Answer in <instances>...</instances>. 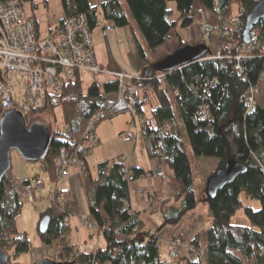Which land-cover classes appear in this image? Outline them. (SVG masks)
I'll return each instance as SVG.
<instances>
[{
    "label": "trees",
    "instance_id": "trees-1",
    "mask_svg": "<svg viewBox=\"0 0 264 264\" xmlns=\"http://www.w3.org/2000/svg\"><path fill=\"white\" fill-rule=\"evenodd\" d=\"M28 1H31V12L27 8ZM258 1L106 0L100 6H92L89 0H62L65 17L57 24H48L44 31L42 17L38 16L40 2L21 1L25 4L27 18L34 24L37 39H42L52 31V27L64 23L69 18L84 16L91 35L94 59L102 67L104 66L96 58L92 36V32L98 27L103 25L104 36H107L115 29L127 28L134 24L146 41L143 43L136 35L133 37L137 54L145 63V67L138 76H131L127 81L128 88H136L141 100L145 99L146 102L140 100L138 106L130 109L127 94L123 98L118 97L121 88L116 77L102 74L110 79L99 83V77L93 78L88 71L94 82L87 92H84L81 70H75L57 92L50 89L44 91L42 108L30 107L26 118L28 124L38 123L31 122L36 116L46 115L47 119L48 115L51 118L47 119L49 126H45L52 133L53 140L43 163L51 176L54 188L58 187L55 168L61 151L65 149L69 156L77 153L92 118L97 113H103L101 121L111 120L130 111L133 118L137 116L141 120L139 137L146 153L150 159H159L163 166L172 171L171 184L177 193L176 198L184 196L180 207H171L164 211L162 226L157 230L147 231L143 220L131 210V183L126 177L124 160L116 158L113 161H103L97 165L96 176H92L87 158L98 145V141H87L77 158L86 174V194L94 219V226L89 230H95L92 238H99L89 251L72 247L68 241V216L61 210L59 202H53L41 213L37 232L44 246L60 250L58 262L264 264V102L261 103L259 94L254 97L253 108H250L247 102L251 88H264V57H259L264 48V22L257 26L258 43L252 50L251 57L242 63L244 71L236 69L238 63L233 59L246 45L243 42L246 18ZM44 3L47 7L48 0H44ZM171 3L174 6L170 5ZM233 4L239 7L236 15L233 14ZM125 5L128 6L133 20ZM200 8L211 11L219 21L224 20L228 24V34L221 37V45L230 44L232 48L223 49L222 57L217 59V51L212 50L204 41L209 52L203 60L169 73L147 74L156 63L149 62L147 53H156L178 25L188 28L194 24L197 10ZM175 10L179 14L178 20L174 19ZM233 18L239 20L238 25L232 23ZM109 27L111 30L108 31ZM188 45L191 43L180 39L177 49ZM151 96L156 98L157 105L151 109V116L146 118L144 105L151 104ZM57 108L62 110L64 125V128L58 131L55 115ZM7 111L0 102V121ZM151 120L154 122L152 125ZM100 122L94 126L97 140L96 129ZM185 137L195 157L217 160L216 170L207 178L205 187H199V191L195 185ZM231 159L244 163L247 172L210 198L206 193L208 180ZM129 172L134 180L148 174L141 168H132ZM10 173L11 171L0 185V214L3 218L0 224V246L8 254L9 263L13 264L12 257H19L31 251V242L28 233L17 228L16 220L21 214L23 203ZM45 184L44 181L43 188ZM67 187L62 182L58 189ZM242 195L249 201L259 202L260 208L254 209L244 204ZM198 205H205L209 212V224L205 231L195 235H190L187 231L177 233L178 227L184 221L193 220V213ZM239 211H243L249 225L232 222ZM47 216L50 218V225L47 231L42 233L40 222ZM165 230L170 232L171 245L169 251L163 254L161 234ZM182 239L189 246L186 250L187 256L180 258L178 254L172 257L175 244ZM178 247L182 246H176L177 253ZM10 250H14L13 255H9Z\"/></svg>",
    "mask_w": 264,
    "mask_h": 264
},
{
    "label": "built area",
    "instance_id": "built-area-1",
    "mask_svg": "<svg viewBox=\"0 0 264 264\" xmlns=\"http://www.w3.org/2000/svg\"><path fill=\"white\" fill-rule=\"evenodd\" d=\"M22 0H0V69L3 72V79L0 81V102L5 110L25 111V115L31 106L42 108L43 96L46 89L57 92L58 88L70 79L75 70L88 71L93 78H97L102 74L110 77H116L120 82L121 91L119 98H123L127 94L130 100V109L138 106L141 98L136 88H128L127 81L131 76L124 71H111L96 63L92 53L91 35L85 23V17H72L65 20L64 23L52 27V31L37 39L34 34V24L27 18L25 4ZM204 13L203 9H198L196 21H200ZM61 22V21H60ZM220 25L210 28L203 25L205 36L211 37V33L219 31L221 37L227 36L228 24L224 20L220 21ZM239 20L233 18L232 23L238 25ZM111 30V28H107ZM251 44L243 46L241 49L246 52H252L258 43V31L252 30ZM232 48L230 44L222 46ZM218 50V57H222L221 51ZM236 56L237 70L244 71L242 67L243 56ZM264 57V48L262 55ZM259 88V87H258ZM258 93H250L248 98V106H255L254 97ZM146 102V100H141ZM104 117L103 113H97L89 123L86 135L80 143L77 153L70 156L65 149L61 151L59 159L56 161V177L58 179V187L60 184L70 179V170L72 168H81V161L77 158L78 153L83 151L87 141L97 142V136L94 133V126ZM136 117V116H135ZM154 122L151 120L150 124ZM125 140L139 143V136L131 131L126 132ZM73 156V157H71ZM76 157V158H75ZM82 171V170H81ZM126 177L130 183L134 182V178L127 169H125ZM44 181L40 177L32 178L22 182L18 188L19 197H28L30 194L37 196L38 192L43 188ZM56 189L52 202H59L61 206H65V198L70 194V187ZM26 203L33 202L27 198ZM81 227L91 229L94 226L92 216H86L80 219ZM69 222V218H68ZM177 244L172 252V257H176Z\"/></svg>",
    "mask_w": 264,
    "mask_h": 264
},
{
    "label": "crops",
    "instance_id": "crops-1",
    "mask_svg": "<svg viewBox=\"0 0 264 264\" xmlns=\"http://www.w3.org/2000/svg\"><path fill=\"white\" fill-rule=\"evenodd\" d=\"M105 1L106 0H89L92 6H100ZM120 1L123 2L124 0H120ZM52 4H53V0H52ZM48 6L50 7L49 0H48ZM206 12L208 13L207 16L212 15V17L214 18V15L212 14L211 11L209 10L204 11V13ZM63 15L59 14L56 17L53 16L52 18H50L49 16L48 24L52 25L59 23L65 17ZM174 19L175 20L179 19V14L176 12V10L174 12ZM134 35H136V37L139 39L140 37L139 32L135 28L134 24H132L130 27L127 28L115 29L114 31H111L107 36H104L103 25L95 29L92 32V36H93L97 61L108 69L116 70V71H124L130 76H138L145 67V63L141 61V59L137 54L135 41L133 38ZM201 38H202L201 30L198 22H194V24H192L188 28H182L180 25H178L172 31L170 38L166 41V43L163 46L157 49L156 53L153 52L151 54L147 53L149 62H154L157 60L158 56L166 54V52L170 50L176 49L179 45L180 39H182L185 42H189L193 44L194 43L193 41H198ZM209 40L212 45L211 49L216 51L218 44H220L219 34L217 36L210 37ZM106 78L107 79L105 81L110 79L109 77ZM132 124L133 127H131V129L120 133L123 134L121 135L122 136L121 139L124 142L134 143L133 141L125 140V135H124L125 132L131 131L135 134H138V136H140L139 132L142 123L139 120L134 122V118L132 117ZM98 128L99 125L96 129V133L98 135V145H99L101 143V138L103 137V132H100L101 133L100 134ZM140 138L141 137H139V140ZM137 145H139V148L137 147ZM92 153L93 151L91 152V154ZM132 154L133 157L131 158H125L124 154L121 155L120 157L124 160L126 164L125 169L129 171V169L131 170L132 168H141L144 171H146L148 174L138 180H135L130 185L131 210L133 213H135L138 217H140L143 220L147 231L157 230L163 224L164 211L171 207L174 208L180 207L181 201L184 198V196H182L180 199L176 198L177 193L175 192L171 184L172 171L168 167L163 166L159 159L157 158L150 159L141 141H139L138 144L134 145V150ZM137 156H139V158H137ZM88 158H87V163H88ZM30 169L25 168L24 171H20V173L18 174L10 173L11 179L14 185L17 187L19 183L25 182L29 179H32L33 177L42 178L46 182V184H45V188H42L38 192L37 198L38 201H40L39 204H42L44 208H46L47 206L51 205L53 195L56 191L51 176L46 170L45 166H42V169L46 172L44 176L45 178L42 177L39 173H36V168L34 166L33 168ZM88 169L90 170L89 163H88ZM81 170L82 169H80L79 167L71 169L70 179L64 182L65 186L71 188L70 194H68L67 198H65V206L69 208L68 213H70L68 216L69 217L68 241L70 242V245L72 247H77L81 249V251H89L90 249H92L94 245L93 242H95V238L91 237L92 233L94 232L93 230H89L88 228L81 227L80 225L81 218L85 216H91L90 202L86 194V186H85L86 174L84 173V171ZM86 205H87V211L84 208ZM202 210L205 211L204 214L206 215L202 216V214H200V210L198 212L197 209L195 213H193L194 216L193 220L189 219L187 221H184L182 225L178 227L176 232L180 233L187 231V233L190 235L197 234L198 232L194 230V225H197V223L201 221V219L202 220L204 219L203 221H205V229H206V227L209 224V216L207 215L209 214V212L205 205H202ZM206 216L208 217L206 218ZM19 217L20 216H18L16 220L17 228L19 231L27 232L30 239L31 233L29 232V230H26V228L24 229L23 227L19 226ZM37 228L35 232H37ZM84 229L86 231L83 234L82 230L84 231ZM161 236H162L161 238H163L162 243L168 244L170 246L171 245L170 232L165 230L162 232ZM39 242H41V240ZM43 248L44 250L42 253H44L46 250L47 252L54 250L52 248H47L44 245ZM185 251L186 250L183 251L181 258L187 256L188 253L187 251L186 252ZM35 260L36 259L34 258L32 262L34 263Z\"/></svg>",
    "mask_w": 264,
    "mask_h": 264
},
{
    "label": "rangeland",
    "instance_id": "rangeland-1",
    "mask_svg": "<svg viewBox=\"0 0 264 264\" xmlns=\"http://www.w3.org/2000/svg\"><path fill=\"white\" fill-rule=\"evenodd\" d=\"M37 1L40 2L38 16L40 18L42 17L41 23H42V30L44 31L45 28H47V26H48V17L49 16H50V18H52L53 16L56 17L59 14H62V15L64 14V10L62 7V0H53V4H52V0H49L50 1V7L49 6L46 7L44 0H37ZM171 4L174 6L173 3H171ZM232 7H233V14L236 15L238 13L239 7L237 4H233ZM27 8L31 12V10H32L31 1L27 2ZM125 9H126L127 13L129 14V16L131 17V19L133 20L132 14L130 13L127 5H125ZM207 14H208L207 12L203 13L201 20L200 21L198 20L202 38L198 41H193L194 42L193 45L204 44V40L206 39V36H205L206 34L202 30L203 25L207 24L208 27L212 28V26L216 27V26H219L221 23L216 17L213 18L212 15L207 16ZM52 25H54V24H52ZM254 30H258V27H256ZM138 32H139V36H140L139 37L140 41L145 43L146 41H145V39H143L144 37H143L141 31H138ZM218 34L220 36V44H218L216 51L223 49V47L221 45V34L219 31H215L213 33V35L211 33V37L217 36ZM205 42L208 46H210V47L212 46L209 39H206ZM177 50L178 49L176 48V49H173V50L166 52V54L158 56L156 62L163 60L164 58L168 57L170 55V53H174ZM251 54H252V52H246V51L241 50V53L239 55L244 57L242 59V62H243L245 59L250 58ZM216 58L219 59L218 55H216ZM111 71H116V70H111ZM81 76H82V82H83L82 83L83 84V90H84V92H87V90L92 85L94 80L92 77H90L89 73L87 71H84V70H81ZM2 79H3V72L0 69V81H2ZM106 79L107 78L102 75L101 77L99 76V79H97V81L99 83H103V81H105ZM258 94H259L258 98L260 99V101H262L261 103H263L264 102V88L263 87L260 89ZM151 99H152L151 104L144 105V112H145L146 118H149L151 116V109L157 105L156 98L154 99V97L151 96ZM175 109L177 112L176 103H175ZM8 111H12V110H8ZM15 112H19V111H15ZM19 113H21L25 117V119L27 118L28 113L25 115V111H20ZM55 115H56L57 131L59 129L62 130L64 128V125H63L61 108L56 109ZM47 119L48 120L51 119L50 116L47 115ZM47 119H46V115L36 116V117H33L31 122L34 121V122H38V123L44 124L46 126H49ZM138 120L141 122V120L139 118H137V116H136V118H134V122L138 121ZM131 127H133V124H132V114L130 111L126 112L124 114H121V115L115 117L114 119L103 120L100 122L98 131H99V133L103 132V137L101 138V143L99 145L95 146L93 153L88 158L90 172L94 177L96 176V173H97V165L99 163H101V161H108V160L113 161L116 158H120L121 155H123V154H124L125 158L133 157L132 153L134 150V145H136V144L124 142L121 139L122 136L120 134L123 131L131 129ZM185 142H186V146H187V152L189 155V159H190V162H191V165L193 168L195 185L199 191V189H200L199 187L202 186L201 188L203 189L205 187V184H206V181H207V178L209 177V175L211 173H213L214 170H216L217 160L215 158H209V159L202 158V159H200V158L195 157L192 150L190 149L189 141L186 137H185ZM137 147L139 148V145H137ZM137 158H139V156H137ZM26 166H28V167H26ZM33 166L36 168V173H39L42 177L45 176L46 172L42 169V166H44L43 162H28V161H25L24 159H22L16 151H14L12 153L11 173H13V174L17 173L18 174V173H20V171H24L25 168L30 169V168H33ZM21 184L22 183H19L17 187L19 188ZM18 188H17V190H18ZM27 198H30V200L33 202L26 203L27 201H29V200H27ZM242 200H243L244 204H246L249 207H253L254 209L260 208L259 202L249 201L245 198L244 195H242ZM21 202L23 203V205L21 206V215L19 217V226L23 227L24 229L26 228V230H29V232L31 233L30 234V241H31L32 247H31V251L29 253L22 254L19 257H12L11 262L13 264L14 263L15 264H36L38 262L40 263L45 258H49V259H52L54 261H57L59 259V256H60V250H57L55 248L54 250L50 249L51 250L50 252H47V250H46L45 252H47V253L44 252L45 254L42 253L44 250L43 243L39 242L40 239L37 235L38 233L35 232L37 225L39 224V221H40L41 213L43 211H45L49 206L44 208V206L42 204H39L40 201H38L37 196H34L32 194H30L28 197H23V199H21ZM84 208L87 211V205ZM197 209H198V212L200 210V214H202V216L206 215V214H204L205 211L202 210V205H198ZM61 210L67 216H69L70 213H68L69 208L67 206H64V205L61 206ZM208 216H206V218ZM203 220L201 219V221H199L197 223V225H194V230H196L198 232L197 234H201L205 231L204 230L205 229V221H203ZM232 222L234 224H238V225H249V220L247 219V217L245 216L243 211H239L236 214V216L232 219ZM85 231H86L85 229H84V231L82 230V233L84 234ZM96 240L98 242V238L95 239V242H96ZM95 242H93V244H95ZM161 244H162L161 253L166 254V252L169 251L170 246L168 244H163V243H161ZM176 244L178 246H182V247H178V254H179V257L181 258L183 251L187 250L189 247L188 243L184 242L182 239V240H179ZM13 253H14V250L9 251V255H13ZM34 258L36 260L33 263L32 260H34Z\"/></svg>",
    "mask_w": 264,
    "mask_h": 264
},
{
    "label": "water",
    "instance_id": "water-1",
    "mask_svg": "<svg viewBox=\"0 0 264 264\" xmlns=\"http://www.w3.org/2000/svg\"><path fill=\"white\" fill-rule=\"evenodd\" d=\"M260 22H264V0H259L246 18L243 31V42L246 45L251 43V31ZM209 48L205 44L188 45L170 54L168 57L156 62L148 70L151 72L169 73L180 70L205 58ZM53 140L52 133L44 124H28L25 117L15 111L4 113L0 121V185L12 168V153L16 151L22 159L28 162H43L49 152ZM247 172V166L235 159L229 160L224 167L219 168L210 177L207 183L206 193L213 198L218 191L233 184L239 177ZM0 214V224L2 223ZM50 225V218L47 216L40 222V231L46 232ZM0 264H10L9 256L0 246ZM39 264H77L76 262H57L44 259Z\"/></svg>",
    "mask_w": 264,
    "mask_h": 264
},
{
    "label": "bare ground",
    "instance_id": "bare-ground-1",
    "mask_svg": "<svg viewBox=\"0 0 264 264\" xmlns=\"http://www.w3.org/2000/svg\"><path fill=\"white\" fill-rule=\"evenodd\" d=\"M260 88H251L250 93H259Z\"/></svg>",
    "mask_w": 264,
    "mask_h": 264
},
{
    "label": "clouds",
    "instance_id": "clouds-1",
    "mask_svg": "<svg viewBox=\"0 0 264 264\" xmlns=\"http://www.w3.org/2000/svg\"><path fill=\"white\" fill-rule=\"evenodd\" d=\"M58 262V261H57Z\"/></svg>",
    "mask_w": 264,
    "mask_h": 264
}]
</instances>
